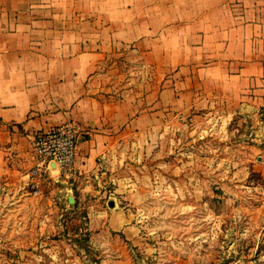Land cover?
Segmentation results:
<instances>
[{
    "label": "rangeland",
    "instance_id": "1",
    "mask_svg": "<svg viewBox=\"0 0 264 264\" xmlns=\"http://www.w3.org/2000/svg\"><path fill=\"white\" fill-rule=\"evenodd\" d=\"M168 3L230 9V0ZM94 73L112 86L109 101L137 88L138 113L154 116L108 125L107 140L121 142L98 158L96 174L81 175L83 189H64L49 177L35 194L17 177L4 181L0 264H264L263 142L252 139L257 118L231 115L222 98L162 109L157 68L136 47L111 52ZM17 142L3 147L23 166Z\"/></svg>",
    "mask_w": 264,
    "mask_h": 264
},
{
    "label": "crops",
    "instance_id": "2",
    "mask_svg": "<svg viewBox=\"0 0 264 264\" xmlns=\"http://www.w3.org/2000/svg\"><path fill=\"white\" fill-rule=\"evenodd\" d=\"M168 2L0 0V188L8 179L16 183L11 181L15 177L26 182L35 137L43 130L77 124L83 136L78 164L96 174L98 158L110 156L121 142L107 140L108 125L123 117L135 124L154 116L148 109L138 113L137 88L128 89L125 99L109 101L112 86L94 73L111 52L126 47L138 48L156 66L163 83L162 109L207 106L222 98L231 115L257 118L252 139L262 140L264 160L261 0H230V9H184ZM8 140H18L16 154L24 157L23 166L6 155ZM53 177L64 189L86 186L81 176Z\"/></svg>",
    "mask_w": 264,
    "mask_h": 264
},
{
    "label": "built area",
    "instance_id": "3",
    "mask_svg": "<svg viewBox=\"0 0 264 264\" xmlns=\"http://www.w3.org/2000/svg\"><path fill=\"white\" fill-rule=\"evenodd\" d=\"M81 128L66 122L37 133L34 143V160L28 170L26 184L38 194L43 180L57 174L75 180L85 173L78 164Z\"/></svg>",
    "mask_w": 264,
    "mask_h": 264
},
{
    "label": "water",
    "instance_id": "4",
    "mask_svg": "<svg viewBox=\"0 0 264 264\" xmlns=\"http://www.w3.org/2000/svg\"><path fill=\"white\" fill-rule=\"evenodd\" d=\"M69 199H70V201H74V197H73L72 195L70 196ZM110 204H111V205H114V204H115V201H114V200H111V201H110Z\"/></svg>",
    "mask_w": 264,
    "mask_h": 264
}]
</instances>
